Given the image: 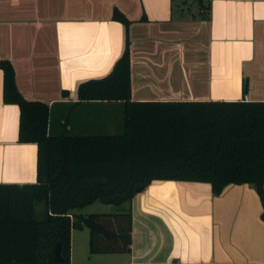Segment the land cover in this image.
I'll return each instance as SVG.
<instances>
[{"label": "crops", "instance_id": "crops-1", "mask_svg": "<svg viewBox=\"0 0 264 264\" xmlns=\"http://www.w3.org/2000/svg\"><path fill=\"white\" fill-rule=\"evenodd\" d=\"M199 1L0 0V64L29 101L86 106L62 125L76 134L116 128L121 102H79L78 86L109 74L127 41L133 101H264V0ZM19 132L0 68V185L38 180L36 144ZM261 198L252 185L215 195L205 183L155 181L118 210L132 212L131 250L89 249L93 264H264ZM88 243V228L72 230V263L86 264Z\"/></svg>", "mask_w": 264, "mask_h": 264}, {"label": "trees", "instance_id": "trees-1", "mask_svg": "<svg viewBox=\"0 0 264 264\" xmlns=\"http://www.w3.org/2000/svg\"><path fill=\"white\" fill-rule=\"evenodd\" d=\"M0 68L5 102L20 107L19 141L38 146L37 182L0 185V264H74V228L90 230L93 254L129 252L130 210L73 211L96 201L120 207L155 181L205 183L215 195L252 185L263 196L264 101H133L127 41L109 74L78 86L79 102H121V131L67 133L53 125V106L21 95L9 63ZM44 197L51 215L38 224L35 206Z\"/></svg>", "mask_w": 264, "mask_h": 264}, {"label": "rangeland", "instance_id": "rangeland-1", "mask_svg": "<svg viewBox=\"0 0 264 264\" xmlns=\"http://www.w3.org/2000/svg\"><path fill=\"white\" fill-rule=\"evenodd\" d=\"M182 1V0H181ZM181 4H191L192 5V0H185V2H180ZM58 104H56L53 108V115H52V118H53V125H55V127H57L59 130L64 129L62 127V125L65 124V122L67 121L68 117L70 118V121H71V118H74L76 117L77 113H81V115H83L87 109L86 106H83L77 110H71L70 108H68L67 110H64L63 108L61 107H58L57 106ZM114 112H113V116L116 117V123H117V126L116 128H112L110 130H108V132L114 134V133H118L121 131L122 129V113L120 114V110L119 109H113ZM64 112V113H63ZM101 115L103 113V110L100 112ZM85 114H88V113H85ZM66 130V129H65ZM67 133H73V130L72 128L69 127V130L67 129L66 130ZM128 204H124V207L127 206ZM123 207V206H122ZM121 206L118 207V206H114V205H111V204H105V203H102L100 201H96L94 202L93 204L85 207V209H82L80 210L79 209V212L80 214H84L85 216L86 215H89V214H92V213H112V212H116L120 209H123ZM87 235L88 230H84ZM80 230H76L75 233H79ZM76 249V247H75ZM77 249L79 250V247L77 246ZM86 260L88 261H85L86 264H93L95 261V258L91 256L90 252H89V249H90V246H89V243L87 244V247H86ZM77 258H75V261L77 262Z\"/></svg>", "mask_w": 264, "mask_h": 264}, {"label": "water", "instance_id": "water-1", "mask_svg": "<svg viewBox=\"0 0 264 264\" xmlns=\"http://www.w3.org/2000/svg\"><path fill=\"white\" fill-rule=\"evenodd\" d=\"M226 101V100H224ZM235 101H240V100H235ZM20 109V107H19ZM37 148V169H38V146L36 144ZM38 172V171H37ZM138 194L133 198V202L135 201L136 197L142 194V191H140V188L138 189ZM50 209H49V199L48 197H44L42 201H40L36 206H35V219L38 224H46L49 222L50 219ZM54 261L55 262H63L64 257L62 255V244L60 242H57L54 246Z\"/></svg>", "mask_w": 264, "mask_h": 264}]
</instances>
